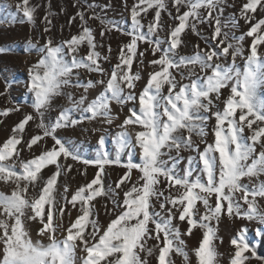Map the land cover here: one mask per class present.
Returning a JSON list of instances; mask_svg holds the SVG:
<instances>
[{
    "label": "snow or ice",
    "instance_id": "6c2138e0",
    "mask_svg": "<svg viewBox=\"0 0 264 264\" xmlns=\"http://www.w3.org/2000/svg\"><path fill=\"white\" fill-rule=\"evenodd\" d=\"M221 4L135 0L129 8L125 0L130 30L124 34L130 39L110 71L101 66L96 36L87 25L88 19H98L104 26L101 37L113 28L122 31L106 17L86 18L79 11L70 23L78 17L81 30L70 39L59 44L43 36L42 44L27 40L24 51H35L38 57L28 68L25 85L33 112L24 113L0 141V183L10 189L0 192V264H149L148 257L156 264H175L174 256L181 264H193L189 252L195 264H219L217 240L223 241L217 228L222 217L264 225V97L258 95L264 87V0H244L239 16L223 23ZM16 11L35 24L30 0H18ZM149 12L152 19L145 23ZM164 13L172 24L165 25ZM239 20L247 30L237 37L231 29ZM44 23V33L50 32L47 16ZM198 24L212 29L205 47L197 44L192 54H182V34H199ZM140 43L149 47L138 51ZM145 51L153 56L151 71L137 92L141 73L133 71V63ZM81 69L101 79L83 82ZM96 86L102 91L90 100L88 89ZM68 87L83 88L84 93L77 99L65 92ZM65 95L69 106L59 108L52 119L48 114L53 101ZM113 104L131 107L111 141L105 135L98 138L94 156H85L76 143L59 135V130L75 129L84 121L111 126ZM20 111L5 108L0 117ZM212 120L213 140L208 143ZM30 123L37 132H28ZM184 150L196 156L183 157ZM69 159L84 166L77 169L80 175H87L88 166L95 169L90 181L71 191L60 183L73 171ZM182 162L186 166L180 168ZM110 166L124 169L112 184L105 179ZM133 171L138 173L135 180ZM98 198L113 205L104 206L110 217L106 226L98 219ZM33 223L38 225L35 238ZM194 230L201 233L198 246L188 249L184 237L193 236ZM247 232L242 227L230 239L229 264L251 259L264 264ZM255 234L264 238V228ZM149 240L155 243L148 246Z\"/></svg>",
    "mask_w": 264,
    "mask_h": 264
},
{
    "label": "rangeland",
    "instance_id": "374dc122",
    "mask_svg": "<svg viewBox=\"0 0 264 264\" xmlns=\"http://www.w3.org/2000/svg\"><path fill=\"white\" fill-rule=\"evenodd\" d=\"M135 0H127V6L130 8ZM244 0H222L221 7L223 8L222 13V23L230 22L234 15L239 16V8ZM18 0H0V92H4L6 86L8 91L5 95L0 96V110L5 108H15L20 107V112H12L7 117H0V141H3L10 134L11 128L17 123L24 113H32L33 108L31 106V94L27 93L26 83L29 79L28 68L30 65L36 62L38 59L35 51L26 52L24 51L25 44L29 38L33 42L39 41L41 44L44 39L51 38L56 44L70 39L72 35L77 34L81 30V22L79 18L75 21L72 20L76 17L77 12L84 11L87 16L95 14L99 17H106L111 20L122 31H117L113 28L110 31H106V35L101 37L99 33L104 30V26L100 24L98 19H88L87 25L91 27L96 36V41L98 44L97 50L101 53V66L106 70L110 71L111 67L117 62V55L120 47L123 44L129 42L130 37L124 34L126 31L130 30V19L129 11L126 10L125 0H30V6L36 8L35 12V24H30L27 22V18L23 17L22 13H17L16 4ZM92 4L94 7L88 8L87 5ZM47 16L51 20L50 32L44 33L45 23L44 17ZM152 19V14L145 17L144 21L147 23ZM162 19L165 25L172 24L170 17L164 13ZM24 20L23 23L20 21ZM110 27V26H109ZM199 29V34L192 32L191 30L186 31L182 34V39L184 44L182 46V54H192L195 46L197 44L200 47H205V40L210 36L212 29L208 27L207 24L197 25ZM247 30L243 20H239V26L232 28L231 32L235 36H239L242 32ZM249 40L244 42L245 50L247 51V46ZM111 47V53L108 52V47ZM149 46L144 43L138 45V51H144ZM81 54H84L83 52ZM108 56V60H104L103 57ZM153 59L151 51H145L144 56L140 57L139 60H135L133 63V71H139L141 73V80L138 81L136 91L139 92L142 86L147 80V74L151 71V66L148 62ZM142 61V63H141ZM238 63H243L238 61ZM82 74L83 82L87 80H99L101 79L99 74L96 73H86L84 70H80ZM107 79V77H105ZM7 82V85H6ZM186 82V81H185ZM102 91L99 86L89 88L87 95L89 99H94ZM66 93H71L77 99L80 94L84 93L83 88L74 89L68 87L65 89ZM258 95L264 97V87L258 90ZM69 106L67 96L57 97L53 101L52 110L48 114L52 119L58 114V109L61 107ZM128 107L131 104L121 108L119 105L113 104V124L111 126L103 124L99 121H84L83 124L76 127L75 129H61L59 130V135L65 137L69 142L76 143L78 148L82 150L85 156L95 155V146L97 140L101 135H105L108 141L112 140V137L119 130L117 125L122 123L127 113ZM214 120L209 121L207 128V135L205 140L211 143L212 137V125ZM29 133L37 132L34 123H30V126H26ZM197 141L198 137L195 138ZM52 141L49 139L48 144L51 145ZM114 147V145H110ZM205 144H201L200 148L203 150ZM39 152V149H36ZM174 154V153H173ZM183 157H188L189 155L195 157L196 152L192 150H184L180 154ZM24 157L28 156V152L23 153ZM136 161L139 162V155L137 153ZM69 164H73V171L70 176H63L60 178V183H66L69 185V189L74 190L78 186L85 184L90 181L93 177L95 169L91 166L87 167V175H80L77 169L83 170L84 166L79 163H75L70 159L67 161ZM186 163L182 162L180 168L185 167ZM178 168V171L180 170ZM124 172V169L119 166H110L107 169L106 183L112 184L116 181ZM45 176L49 174L48 170H45ZM138 173L133 171L132 178L135 180ZM247 182V181H245ZM10 189L3 183H0V192H8ZM107 205L108 208H112L113 205L111 201H105L102 198H98L96 203L97 209ZM76 212L73 210L71 212V217L74 219ZM99 222L109 223L110 217L106 215L105 212L101 213L99 211ZM69 220L68 216L64 217V223L67 225ZM246 227L248 229L247 238L248 240L256 246V251L259 256L264 257V238L257 237L255 232L257 228H264V225L257 223L256 221H247L244 219H233L228 216H224L217 228V235L222 238V243L217 240L219 256V264H229V253L232 250L230 245V239L235 236L239 229ZM33 229V238H35V229L38 225L33 223L31 225ZM225 245V246H224ZM250 255V254H246ZM246 264H261L260 261L251 259L246 262Z\"/></svg>",
    "mask_w": 264,
    "mask_h": 264
},
{
    "label": "crops",
    "instance_id": "0c3cea01",
    "mask_svg": "<svg viewBox=\"0 0 264 264\" xmlns=\"http://www.w3.org/2000/svg\"><path fill=\"white\" fill-rule=\"evenodd\" d=\"M96 207H98V206H96ZM99 211H101V213H103L104 212V208L100 207ZM175 223L180 227L182 232H183V230H186V224L185 223L180 222L178 220H176ZM101 225L106 226L107 223L106 224L105 223H101ZM194 233L195 234L193 236H191V237H186V236L184 237L188 249H193V248L197 247V245H198V241H199V238L201 236V233L199 231H195V230H194ZM154 243H155L154 241L149 240L148 241V246H152ZM189 256L192 259L193 264H195L194 254L192 252H189ZM173 259L175 260V264H181V259L180 258L174 256ZM148 260H149V264H156V260L153 257H148Z\"/></svg>",
    "mask_w": 264,
    "mask_h": 264
},
{
    "label": "bare ground",
    "instance_id": "6f19581e",
    "mask_svg": "<svg viewBox=\"0 0 264 264\" xmlns=\"http://www.w3.org/2000/svg\"><path fill=\"white\" fill-rule=\"evenodd\" d=\"M184 231V230H183ZM187 237V236H186ZM196 237V236H195ZM194 244V243H193ZM198 246V245H197ZM225 246V245H224ZM194 258V257H193Z\"/></svg>",
    "mask_w": 264,
    "mask_h": 264
}]
</instances>
